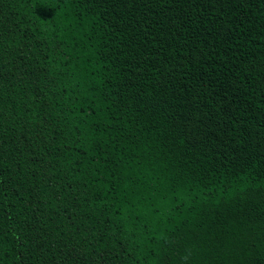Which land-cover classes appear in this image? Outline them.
<instances>
[{
    "label": "trees",
    "instance_id": "1",
    "mask_svg": "<svg viewBox=\"0 0 264 264\" xmlns=\"http://www.w3.org/2000/svg\"><path fill=\"white\" fill-rule=\"evenodd\" d=\"M0 264H264V0H0Z\"/></svg>",
    "mask_w": 264,
    "mask_h": 264
}]
</instances>
